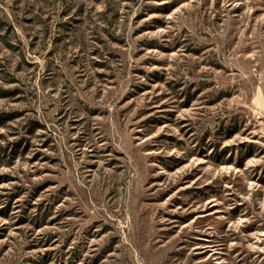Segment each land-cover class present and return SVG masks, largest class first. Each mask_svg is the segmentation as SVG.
<instances>
[{
  "label": "rangeland",
  "instance_id": "374dc122",
  "mask_svg": "<svg viewBox=\"0 0 264 264\" xmlns=\"http://www.w3.org/2000/svg\"><path fill=\"white\" fill-rule=\"evenodd\" d=\"M0 264H264V0H0Z\"/></svg>",
  "mask_w": 264,
  "mask_h": 264
}]
</instances>
